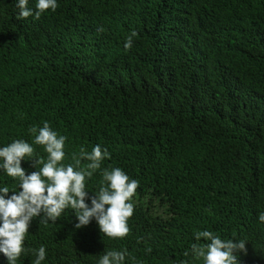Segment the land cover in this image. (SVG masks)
I'll return each mask as SVG.
<instances>
[{"label": "trees", "instance_id": "1", "mask_svg": "<svg viewBox=\"0 0 264 264\" xmlns=\"http://www.w3.org/2000/svg\"><path fill=\"white\" fill-rule=\"evenodd\" d=\"M16 2L0 0V148L23 139L46 160L29 128L47 121L67 137L61 163L100 145L102 169L140 182L126 237L94 219L76 229L68 208L59 240L36 218L27 251L45 246L41 264L124 249V264H204L191 244L208 230L247 241L241 264H264V0H57L39 19L18 18ZM101 181L86 177L90 195ZM18 183L0 169L1 187Z\"/></svg>", "mask_w": 264, "mask_h": 264}, {"label": "clouds", "instance_id": "2", "mask_svg": "<svg viewBox=\"0 0 264 264\" xmlns=\"http://www.w3.org/2000/svg\"><path fill=\"white\" fill-rule=\"evenodd\" d=\"M28 2L17 0L18 18L39 19L45 11L55 12L58 8L57 0H37L35 9L28 7ZM98 31L103 32V27ZM137 35L133 30L126 37L125 50L133 47V38ZM29 132L35 136L34 144L44 146L48 154L46 160L38 157L32 144L23 139L0 148V169L19 182L11 189L0 186V264H41L46 258V247L33 249V253L27 251L24 246L26 234L39 217L40 224L53 223L52 234L59 240L63 230L57 219L68 208L74 211L78 221L76 229L88 226L94 219L107 237H126L130 232L128 220L134 212V204L129 201L139 180L131 179L119 167L102 169V162L111 155L100 145L94 146L91 152L81 147L79 156H72L74 164L61 163L66 155L67 137L53 130L47 121L43 127L31 126ZM26 158L38 171L26 174L21 166ZM83 160L88 163L82 167ZM98 170L102 181L98 192L90 195L85 179H90ZM87 200L91 201L90 205ZM258 220L264 223V212L258 214ZM194 236L196 243L191 244V255L197 260L203 259L204 264H241L239 254H247L246 240L222 239L208 230L197 231ZM147 251L151 252V248ZM128 255L127 249L106 250L101 254L99 264H124ZM184 256H189V252ZM179 264H188V261H179Z\"/></svg>", "mask_w": 264, "mask_h": 264}]
</instances>
